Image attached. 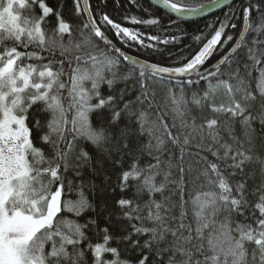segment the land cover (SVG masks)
<instances>
[{
  "label": "snow or ice",
  "instance_id": "6c2138e0",
  "mask_svg": "<svg viewBox=\"0 0 264 264\" xmlns=\"http://www.w3.org/2000/svg\"><path fill=\"white\" fill-rule=\"evenodd\" d=\"M107 4L0 0V264H264V0Z\"/></svg>",
  "mask_w": 264,
  "mask_h": 264
},
{
  "label": "trees",
  "instance_id": "16d2710c",
  "mask_svg": "<svg viewBox=\"0 0 264 264\" xmlns=\"http://www.w3.org/2000/svg\"><path fill=\"white\" fill-rule=\"evenodd\" d=\"M140 4L142 7H138L136 4H132L129 2V0H120V6L116 7V5L113 3V0H108L107 7L105 11H108L111 16L117 21V22H123L124 26L131 27L132 25L128 24L127 22L123 21L124 16H137L143 19L149 18L150 15L154 14L158 17L164 18V23H167V17L166 14L157 10L155 7H153L151 4L146 2L145 0H140ZM143 9H148L147 12H145ZM218 16H222V12L218 11L217 13H214L206 18L198 19V20H190L188 23L182 25V27L186 28L189 34H195L197 30H205V25L210 24L215 21V19ZM139 28L140 31L145 32L147 34H159L162 36V38L166 35L165 33H162L159 29L155 27H149L146 25H138L136 26ZM171 31L176 32L175 29H172ZM177 35H179L178 32H176ZM145 42L146 43H155L154 41H148L145 36ZM188 37L184 38V43H190ZM161 50L163 51V56L156 54L155 59H164L165 62H169L167 60L169 51L167 49H171L172 52H178V48H172L171 46H164L159 45ZM130 51L134 54L137 53V49L135 47L131 48ZM142 55H147V52L143 49L140 50V53Z\"/></svg>",
  "mask_w": 264,
  "mask_h": 264
},
{
  "label": "water",
  "instance_id": "95a60500",
  "mask_svg": "<svg viewBox=\"0 0 264 264\" xmlns=\"http://www.w3.org/2000/svg\"><path fill=\"white\" fill-rule=\"evenodd\" d=\"M145 1L149 3V0H145ZM151 5L153 7H155L157 10H159V11L165 13V14L167 13V10L166 9H163L162 6L158 5V0H151ZM218 11H220V10H218V9H212V10H210V11L202 14L201 16H198V17H190V18H188V21H190V20L203 19V18H206V17H208V16H210V15H212L214 13H217Z\"/></svg>",
  "mask_w": 264,
  "mask_h": 264
}]
</instances>
